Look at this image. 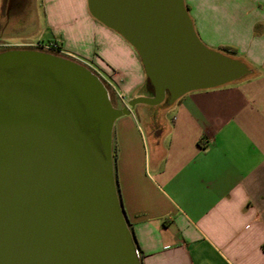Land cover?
Returning <instances> with one entry per match:
<instances>
[{"label":"water","instance_id":"95a60500","mask_svg":"<svg viewBox=\"0 0 264 264\" xmlns=\"http://www.w3.org/2000/svg\"><path fill=\"white\" fill-rule=\"evenodd\" d=\"M86 4L135 50L152 94L115 107L83 63L0 50V264H140L116 189L115 119L250 72L199 39L184 0Z\"/></svg>","mask_w":264,"mask_h":264},{"label":"crops","instance_id":"0c3cea01","mask_svg":"<svg viewBox=\"0 0 264 264\" xmlns=\"http://www.w3.org/2000/svg\"><path fill=\"white\" fill-rule=\"evenodd\" d=\"M39 1L0 0V50L55 41L113 69L126 101L150 94L140 62L138 76L126 82L113 53L123 44L101 26L99 49H111L114 65L92 48L72 52L57 39V24L80 15L65 6L83 5L87 13L86 0ZM184 1L199 39L218 51L235 48L250 72L232 84L188 91L158 112L141 111L145 128L132 110L120 116L112 142L121 203L142 264H264V0ZM27 16L43 25L35 42L24 34ZM50 27L53 39L43 42Z\"/></svg>","mask_w":264,"mask_h":264},{"label":"rangeland","instance_id":"374dc122","mask_svg":"<svg viewBox=\"0 0 264 264\" xmlns=\"http://www.w3.org/2000/svg\"><path fill=\"white\" fill-rule=\"evenodd\" d=\"M38 2L40 3L39 0H38ZM184 3H186V2L184 1ZM83 8H84L83 5L82 6H73V7L71 5L65 6L64 9L66 12H68V10L74 11L76 13L80 12V15L75 14V17H72V18L66 17L65 20H63L62 22H59L57 24L58 28L56 27L55 28L56 30H54V31L57 35V39L59 41H61L62 46L67 48L68 50H70L72 52H76V53H81L83 50L88 51L90 48H92V50L90 52L91 54L95 53L96 55L101 57L102 62H104L106 65L107 64L114 65V63L111 62L110 57H109V56H112L111 49L109 48V49L105 50V47L102 50L99 49V47H101L103 44L102 40L99 38L100 37V31H98V28L101 26V28H103L104 30L106 29L107 31L112 33L114 35V38H116L118 40V42H120V44H123L119 50L114 48L113 53H116L119 57V60H122L121 64L118 67H120V69L122 71H125L126 82L129 79H131L132 77L136 78L138 76V70H139L138 64H139L140 60H139V57H138L137 53L135 52V50L118 33L107 28L106 26L102 25L100 22H98L96 19H94L89 14V12L84 13ZM34 9H37L40 13L43 10L42 6L39 7V5L34 6ZM27 18H30V20L31 19L32 20L29 21L27 24H25L23 29L26 31V33H24V34H26L25 35L26 37H28V38L30 37L29 39L34 40V42H35V39H36L35 37L42 30L43 25H42V22H40V23L35 22L32 17L27 16ZM19 23H15V25L19 26ZM51 29H53V28L50 27L47 31H45L43 33V36H42L43 42L44 41L47 42L48 39H51V38L53 39V34L51 33L52 32ZM95 37H97L98 39L95 40ZM4 47H7L6 49H8V48H12L15 46H9V47L3 46V48ZM27 47L31 48V49H35V50H44V49H40V48H37V47L32 46V45L27 46ZM17 48H23V47H17ZM209 48H211V47H209ZM222 53H224V52H222ZM224 54H226V53H224ZM58 55H61V56L67 57V58H71L73 60H77L76 58H74L68 54H58ZM229 56H231V55H229ZM231 57L237 58L236 56H231ZM139 65H141V63ZM126 67H127V69L125 70ZM238 80H234V81L228 82L226 84H232L234 82H237ZM106 86L113 93L111 88L108 85H106ZM142 92L143 91L141 90V93ZM124 96L127 97V94H125ZM113 101L116 105H120V102L116 99L115 95H113ZM167 104L168 103L166 101H162L161 103L156 104V105H147V104H143V103L135 104L133 109H132L134 121L136 123H138V125L141 126L142 128H145L144 118L141 114V111L148 109V110H151L153 112H158L160 108L161 109L164 108ZM169 115H171L170 109H168L165 113L166 118H168ZM119 118H121V117L119 116L118 118L115 119V121L113 123L112 132H113V129L116 130V128H118V126L120 125V121H118ZM153 121L150 122V120H149V123L151 124V126L154 125V123H152ZM115 145L116 144H115V140H114L112 142V146L115 148Z\"/></svg>","mask_w":264,"mask_h":264},{"label":"built area","instance_id":"2783aa9c","mask_svg":"<svg viewBox=\"0 0 264 264\" xmlns=\"http://www.w3.org/2000/svg\"><path fill=\"white\" fill-rule=\"evenodd\" d=\"M4 45V44H0ZM32 46H35L40 49H44L45 51H50L55 54H68L74 58H76L78 62L83 63L86 65L93 73H95L103 82L105 85H108L111 90L113 91L115 97L123 104H126L127 101L125 99L124 93L116 86L115 82V72L113 69L103 67V66H96L86 60H83L79 58L78 56H75L74 54H71L65 50H63L60 45L55 41H50L47 43H40L36 42Z\"/></svg>","mask_w":264,"mask_h":264},{"label":"trees","instance_id":"16d2710c","mask_svg":"<svg viewBox=\"0 0 264 264\" xmlns=\"http://www.w3.org/2000/svg\"><path fill=\"white\" fill-rule=\"evenodd\" d=\"M184 4H185V7H186V9H187V11H188V6H187V4H186V3H184ZM218 49H219L220 51L226 53L227 55L234 56V55L236 54V50H235V48H233V47H231V46H220ZM146 85H147V87H148V83H147ZM163 101H166V99H164ZM112 159H113L114 174H115V159H116V153H115V148H114L113 146H112ZM115 179H116V175H115ZM116 182H117V180H116ZM116 189H117L118 198H119V200H120V202H121L120 195H119V188H118L117 183H116ZM122 208H123V206H122ZM131 232H132V231H131ZM132 236H133V238H134L133 233H132ZM134 241H135V244H136V247H137V250H138V255H139V259H140V264H142V261H141V254H140V252H139V249H138V246H137V243H136L135 238H134Z\"/></svg>","mask_w":264,"mask_h":264},{"label":"flooded vegetation","instance_id":"af4514ba","mask_svg":"<svg viewBox=\"0 0 264 264\" xmlns=\"http://www.w3.org/2000/svg\"><path fill=\"white\" fill-rule=\"evenodd\" d=\"M26 48H28V47H26ZM41 51H44V50H41ZM47 52H50V51H47ZM51 53H53V52H51ZM107 87V86H106ZM108 89V88H107ZM148 90H149V92H150V94L149 95H151L152 94V88L150 87V85H148ZM108 92H109V97H110V100H111V102H112V104L115 106V107H122V106H124V105H127V103L126 104H123V103H121L120 102V105H116L115 103H114V101H113V93L108 89ZM165 99H167V97H165ZM129 100V99H128ZM127 100V101H128Z\"/></svg>","mask_w":264,"mask_h":264}]
</instances>
